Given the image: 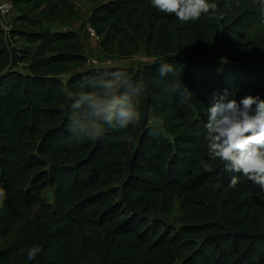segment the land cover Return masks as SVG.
<instances>
[{
  "label": "trees",
  "instance_id": "16d2710c",
  "mask_svg": "<svg viewBox=\"0 0 264 264\" xmlns=\"http://www.w3.org/2000/svg\"><path fill=\"white\" fill-rule=\"evenodd\" d=\"M11 1V24L0 19V188L7 194L0 244L28 209L38 211L22 230L21 247L0 248V264H80L87 248L97 264H264L259 186L240 176L229 188L233 174L208 159L203 130L214 92L264 95V16L253 0H213L215 12L183 23L149 0H90L96 6L88 22L106 54L130 57L143 45L155 60L86 70L81 32L45 24L74 18L71 0ZM160 60L181 72L188 100L163 92L172 77L159 76ZM20 64L27 73L15 69ZM109 69L148 87L142 119L124 132L106 127L101 139L76 143L64 90L79 91ZM47 189L55 192L54 205ZM176 202L182 226L152 218ZM34 245L42 251L28 261Z\"/></svg>",
  "mask_w": 264,
  "mask_h": 264
},
{
  "label": "clouds",
  "instance_id": "9594fccd",
  "mask_svg": "<svg viewBox=\"0 0 264 264\" xmlns=\"http://www.w3.org/2000/svg\"><path fill=\"white\" fill-rule=\"evenodd\" d=\"M151 7L160 13L175 14L180 22H193L203 14L215 12L213 0H149ZM261 16H264V0H253ZM160 77H172L163 92L188 100L190 90L185 86L173 64L157 62ZM69 112L68 131L74 142L101 139L106 127L117 132L126 131L142 119L140 101L148 93V87L129 77L127 71L109 69L107 75L81 85L79 91L64 90ZM146 117V114H144ZM204 138L207 141L209 160H219L224 171L233 174L228 187L236 188L239 177L259 186L257 197L264 200V95L247 93L238 98L235 92H214L203 109ZM155 123L154 121L152 122ZM127 140L129 137L121 136ZM207 171L212 166L204 163ZM7 194L0 188V208ZM42 248L34 245L27 249V260H34Z\"/></svg>",
  "mask_w": 264,
  "mask_h": 264
},
{
  "label": "rangeland",
  "instance_id": "374dc122",
  "mask_svg": "<svg viewBox=\"0 0 264 264\" xmlns=\"http://www.w3.org/2000/svg\"><path fill=\"white\" fill-rule=\"evenodd\" d=\"M7 1V0H2ZM75 6L76 14L74 18L67 20V21H51L46 22L45 24L51 28L52 30H74L80 31L82 34L83 42H84V49L85 54L88 57V65L86 66V70L88 68H106V67H138L141 64L149 63L155 60L154 57L148 55L144 50L143 45H141L140 51L130 57H123L118 52H115L112 55L106 54L100 45L101 37L92 36L89 32L88 28L91 26L88 22L89 17L96 6L90 0H71ZM15 17L14 9L5 15L2 18V22L5 25H10L13 18ZM255 35L257 34L256 31H252ZM20 45L24 44V40L21 39L19 41ZM17 71L22 73H27V65L20 64L15 68ZM73 73L71 72L60 76L63 81H66ZM46 201L51 203L52 205L55 204V192L53 189H47L45 192ZM38 208H30L28 209L22 218L19 220L16 228L14 229L12 235L6 241H3L0 244V248L5 247H21L23 244V235L22 230L25 228L27 224L35 220L37 215ZM153 219L158 220L159 222L163 223L167 226L179 228L182 226L185 221L183 219V213L180 208L179 202H176L174 208L169 213L159 212L152 216ZM88 236H91L89 234ZM85 242H82V244ZM84 246L81 245V248ZM79 260L80 264H97V254L92 250H81L79 252Z\"/></svg>",
  "mask_w": 264,
  "mask_h": 264
},
{
  "label": "built area",
  "instance_id": "2783aa9c",
  "mask_svg": "<svg viewBox=\"0 0 264 264\" xmlns=\"http://www.w3.org/2000/svg\"><path fill=\"white\" fill-rule=\"evenodd\" d=\"M13 9H14V6L11 0H7V1L0 0V19L1 21H2V18L8 13H10ZM5 26L7 27V25ZM88 30L92 36L98 35L96 30L92 26H89Z\"/></svg>",
  "mask_w": 264,
  "mask_h": 264
}]
</instances>
